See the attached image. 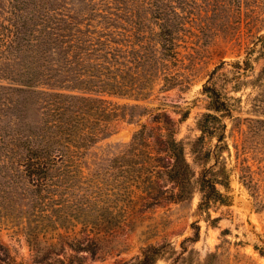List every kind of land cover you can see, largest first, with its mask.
<instances>
[{
    "label": "trees",
    "instance_id": "trees-1",
    "mask_svg": "<svg viewBox=\"0 0 264 264\" xmlns=\"http://www.w3.org/2000/svg\"><path fill=\"white\" fill-rule=\"evenodd\" d=\"M186 0H0V230L23 235L27 258L0 237V264H85L99 238L112 233L135 204L181 202L196 209L230 200V172L202 146H227L223 117L234 110L226 91L203 82L207 110L191 142L196 172L164 111L140 122L116 152L98 155L117 122L148 113L135 101L159 88H188L183 71ZM231 64L253 68L264 32ZM256 44H259L256 47ZM226 78V73H224ZM240 79V78H239ZM237 80L235 88L242 83ZM213 158V159H212ZM147 243L120 264H177L186 240Z\"/></svg>",
    "mask_w": 264,
    "mask_h": 264
},
{
    "label": "rangeland",
    "instance_id": "rangeland-1",
    "mask_svg": "<svg viewBox=\"0 0 264 264\" xmlns=\"http://www.w3.org/2000/svg\"><path fill=\"white\" fill-rule=\"evenodd\" d=\"M186 1L187 46L182 51L183 71L190 78L188 88H159V83L149 96L128 99L146 106L148 113L118 121L115 132L101 140L96 150L104 156L116 152L140 122L154 124L156 111L165 110L176 120L188 110L187 117L177 124V137L184 142L186 157L198 172L200 159L193 161L190 147L200 133L197 119L207 110L208 99L201 86L214 70L212 80L231 95L234 110L223 117L227 146L220 147L217 139L206 136L202 149L217 154L229 168L230 200L227 204L212 202L206 211L196 209V192L187 201L162 200L150 207L135 204L125 223L99 238L94 254H84L85 264H120L147 243L169 241L178 251L181 240L195 226H199V238L184 242L177 264H264V49L254 53L258 56L245 75L238 76L231 64L243 58L264 32V0ZM238 79L242 84L235 88ZM0 237L19 255L29 256L23 235L3 229ZM157 264L168 263L160 259Z\"/></svg>",
    "mask_w": 264,
    "mask_h": 264
}]
</instances>
